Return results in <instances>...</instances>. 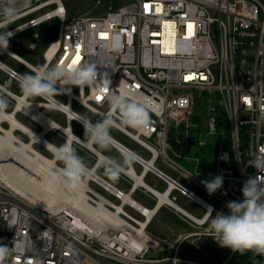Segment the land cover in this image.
Instances as JSON below:
<instances>
[{
    "label": "built area",
    "instance_id": "obj_1",
    "mask_svg": "<svg viewBox=\"0 0 264 264\" xmlns=\"http://www.w3.org/2000/svg\"><path fill=\"white\" fill-rule=\"evenodd\" d=\"M0 6L16 10L14 22L0 27V32L14 33L10 39L58 20V37L42 53L43 65L67 67L79 55L73 67L92 65L96 77L82 87L58 83L56 89L67 103L99 120L111 113V128L150 157L112 136L110 146L138 157L133 163L141 173L147 170L145 175H154L167 188L173 185L203 209L201 218L185 216L197 231L179 236L174 245L146 230L147 241L128 214L121 217L134 227H95L71 212L58 217L31 206L0 182V244L14 250L3 264H201L180 259L178 252L189 240L215 241L207 223L199 221L209 208L213 216L217 210L202 206L186 184L209 195L201 181L222 176V187L209 196L228 211V202L243 199L245 181L258 175L251 161L264 156V0H133L104 17L70 20L62 0H0ZM37 47L29 45L32 51ZM4 56L32 73L36 69L0 49V59ZM5 65L0 60V70L19 83L22 76ZM121 93L144 107L145 124H125L119 111L111 112V98ZM198 99L203 112L197 111ZM124 177L132 182L131 176ZM121 194L112 197L118 201ZM160 242L173 255L151 260L148 255L159 250ZM244 254L264 264V254ZM240 255L231 251L221 264Z\"/></svg>",
    "mask_w": 264,
    "mask_h": 264
},
{
    "label": "bare ground",
    "instance_id": "obj_2",
    "mask_svg": "<svg viewBox=\"0 0 264 264\" xmlns=\"http://www.w3.org/2000/svg\"><path fill=\"white\" fill-rule=\"evenodd\" d=\"M2 51L9 53L5 49H2ZM27 98L25 95L21 98L15 97L17 101L15 111L12 113L6 112L4 116L0 117V182L15 195L17 194L19 198L30 203L31 206L45 209L58 217L64 216L66 212H71L74 218L83 216L95 227H134L121 217L122 214H128L124 210L127 207L135 213H139L140 217L143 218L140 221L129 216L137 223V228L141 227L137 231L144 235L147 241L150 236H148L146 230L148 225L156 218V207H169L176 209L181 215L191 216L178 207L169 197L175 192L173 185L169 184L165 193L159 194L158 191L144 183L143 175L146 174L147 170L137 175L133 162L127 164L128 166L125 165L126 168L120 172L124 176H131L133 188L130 192L125 193L103 180L98 176L96 170L106 157L94 148V143L82 141L72 132L71 124L73 122L83 127L82 123L75 119V111L72 109V104H63L56 99L35 103L27 101ZM44 109L60 112L67 119L68 126L63 128L50 118H47L42 113ZM16 112H21L26 117H30L43 131L34 132L28 129L17 120L15 117ZM3 124L7 125V128H3ZM50 131H58L65 137L66 143L71 147L76 144L96 155L95 166L91 169L84 167V171L81 174L83 179L75 182L76 187H69L68 178L63 177V171L66 168L65 162L57 159L53 152L46 147V144H51L45 138ZM18 132L25 135L28 142L18 139L15 135ZM34 145L45 148L52 158L48 159V157L40 154L35 150ZM113 149L118 151L122 157L127 156V152L124 149ZM58 161L63 162L64 167H60L57 164ZM128 167H130L129 170L127 169ZM54 177L56 178L54 179ZM91 184L99 187L111 197H116V195L122 193L120 195L121 198L118 200L119 205L110 202L105 196L93 189ZM136 191H146L145 194L154 199L156 203L154 210H149L132 199V194ZM202 201L200 200L199 203L207 207L208 204ZM77 218L76 220H78ZM203 222L202 220L199 221L200 224H203Z\"/></svg>",
    "mask_w": 264,
    "mask_h": 264
},
{
    "label": "clouds",
    "instance_id": "obj_3",
    "mask_svg": "<svg viewBox=\"0 0 264 264\" xmlns=\"http://www.w3.org/2000/svg\"><path fill=\"white\" fill-rule=\"evenodd\" d=\"M0 27H6L14 22L16 10L10 6H0ZM14 35L13 32H0V49H7L9 39ZM96 77L95 67L84 65L80 67H52L47 65L39 66L33 73L24 74L19 80V86L27 97L51 98L59 94L56 85L62 87L74 85L82 87L91 84ZM8 100L4 95H0V117L6 114ZM111 112H120L121 121L125 124H145L147 113L144 107L134 101H130L127 95L121 93L115 95L110 101ZM82 123L85 136L89 141L98 144L101 149L108 148L114 143L109 135V129L115 126V121L111 113L105 115L102 120L93 123L87 117L78 118ZM53 155L66 164L63 177L68 178L69 187H76V181L84 171V165L76 155L74 149L69 144H64L59 148L51 144H46ZM138 159L133 155H127L123 164L110 158H104L101 163L108 170V174L115 178L124 170V165L130 164ZM257 169L258 175L250 176L244 183L241 191L243 199L241 201H230L226 205L228 212H217L212 215V209L205 212L204 222L208 223L212 238L220 247L229 248L233 252L243 255L251 251L255 254H264V156L257 157L251 161V165ZM192 175H189L190 177ZM56 177H54L55 179ZM202 185L206 188L209 195L215 193L222 187L223 177L216 176L211 180H202ZM12 251L6 245L0 244V264H3Z\"/></svg>",
    "mask_w": 264,
    "mask_h": 264
},
{
    "label": "rangeland",
    "instance_id": "obj_4",
    "mask_svg": "<svg viewBox=\"0 0 264 264\" xmlns=\"http://www.w3.org/2000/svg\"><path fill=\"white\" fill-rule=\"evenodd\" d=\"M133 0H62L64 6L67 8V19H75V18H96V17H104L108 12H116L118 9L129 5L132 3ZM58 31H59V21L58 20H52L50 22H47L46 24L40 26L38 29L34 31L27 32L25 34L19 35L17 37H14L13 39H10L8 41V48L10 52H12L14 55L18 56L19 58H22L25 62L32 65L35 68H38L39 66H42L44 64V60L42 57V53L50 45V43L55 42L58 37ZM37 34L39 36V39H36L34 36ZM36 44L38 45L37 50L32 51L29 49L30 44ZM3 63H5L8 67H11L18 71L20 75H24L27 73H32L28 71L25 67H23L21 64L15 62L11 58L5 56L0 59ZM0 84L5 85L6 88L13 91L15 94L21 96L23 94L20 86L15 83L14 81L10 80L5 74L0 72ZM59 94L55 95L53 98H55L60 103L66 104V97L59 91ZM6 97V96H5ZM30 102H43L38 97H31L29 98ZM13 106L8 102V107L5 110V112L10 113ZM72 109L81 115L82 117H87L90 119L93 123L99 121V119L92 115L90 112H88L86 109L81 107L80 105L73 103ZM197 111H204L203 107H200L199 99L197 101ZM42 113L47 117L50 118L52 121L57 123L59 126L65 128L66 127V120L65 117L60 114L57 111L53 110H42ZM18 121H20L22 124L26 125L29 128L34 129V132H40V128L36 127L35 124H32L26 117L18 115L17 116ZM65 126V127H64ZM3 128H7V125L3 124ZM72 132L75 134L76 137H78L82 141L89 140L88 137L85 136V130L83 127L79 126L76 122H73L72 125ZM18 139H20L23 142H28V139L22 135V133L18 132L15 134ZM109 135L121 142L126 147L132 149L133 151L137 152L138 155L149 159V154L143 149L140 148L139 145L128 139L126 136L122 135L118 131L114 130L113 128L109 129ZM46 140L49 141L52 145L59 148L60 146L64 145L66 143L65 137H63L58 131H53L50 134L45 136ZM95 148L102 153L103 155L107 156L108 158L112 160H116L123 164V161L120 159L119 155L117 154V151L112 149L110 146L106 149H101L98 144L94 143ZM35 150H37L40 154H42L45 157L52 158L51 154L44 150V148L40 147L39 145L34 146ZM76 155L80 158L83 165H86V167L90 168L93 166L94 159L96 158L93 154H91L88 150H86L83 147H79L78 145H74L73 148ZM211 156L214 155L211 152ZM57 164H59L60 167H64V163L61 161H58ZM158 167H161V163L157 164ZM136 171L139 172L140 167L138 165H135ZM125 167V165H124ZM98 175L104 178L105 180L109 181L110 184L117 187L118 189H122L121 183L115 181V178H113L111 175L108 174V171L105 168H101L98 171ZM117 175V179L122 181L124 179V176H120V178ZM83 179L82 175L78 178V180ZM211 180V179H207ZM148 185L153 186L157 185L159 190L164 189V185L154 179L152 176L147 177L145 181ZM91 187L95 189L98 193L105 196L109 201L118 204V201H116L113 197L108 194H106L103 190H101L99 187L95 186L94 184H91ZM193 191L200 196L201 198L205 199L206 201H209L215 206L220 209V212L223 211L227 213L228 211L220 206L218 202H216L214 199L206 196L203 192L193 189ZM137 202L143 205L144 207L148 209L154 208L155 201L153 198H151L148 194H144L141 191H137L134 194L133 197ZM179 200L176 201L177 205L183 209H185L187 212L195 215L197 218H201L203 215V210L199 208L197 205L193 204L186 198L179 197ZM138 203V204H139ZM130 216L133 218L142 221L143 218L138 215V213H135L129 208L124 209ZM158 217L160 218L159 223H155L156 219L153 221V223L147 228V233L151 235L152 237L158 238L159 240L163 239H169V241L172 244H176L178 242V235L185 236L191 233L196 232L197 230L187 226L184 222H182L178 217H176L172 210L170 208H163L159 214ZM205 228L208 227V223L205 226ZM231 249L229 248H222L219 246V244L215 241H213L211 238H204V239H194V242L186 241L182 244V246L179 249L178 257L182 260L186 261H192L197 262L201 264H221L227 261L231 254ZM173 255V250H169L166 248V244L163 242H160V248L157 251H152L149 253L148 258L152 259H164L169 258ZM239 259V256H236L234 258V261L231 264H236Z\"/></svg>",
    "mask_w": 264,
    "mask_h": 264
},
{
    "label": "crops",
    "instance_id": "obj_5",
    "mask_svg": "<svg viewBox=\"0 0 264 264\" xmlns=\"http://www.w3.org/2000/svg\"><path fill=\"white\" fill-rule=\"evenodd\" d=\"M7 50V49H6ZM9 51V50H8ZM10 52V51H9ZM11 54H13L12 52H10ZM14 55V54H13ZM5 57V56H4ZM5 66H7V65H5ZM8 67V66H7ZM8 68H10V69H12V70H14V71H16L15 69H13V68H11V67H8ZM29 71V70H28ZM0 72H2L3 74H5L10 80H12V81H14L15 83H17L18 85H19V83L17 82V81H15L14 79H11L8 75H7V73L6 72H3V71H1L0 70ZM17 73H18V71H17ZM19 74V73H18ZM20 75V74H19ZM22 76V75H21ZM0 95H4V96H6V98H7V100H8V102L10 103V104H12V106H13V108H12V110H11V112L10 113H12V112H14L15 111V108H16V101H15V97H23V95H24V93L21 95V96H19V95H17V94H15L13 91H11L10 89H8V88H6L5 87V85H2V84H0ZM29 98H31V97H28L27 99V101H29ZM30 102V101H29ZM36 103H39V102H36ZM46 110V109H45ZM60 113V112H59ZM61 114V113H60ZM18 115H21V116H24V117H26L24 114H22L21 112H16L15 113V117L17 118V116ZM65 117V116H64ZM32 124H35V126L36 127H38V128H40V132L41 131H43V129H41V127L37 124V123H35V121H33V120H31L30 119V117H26ZM18 120V119H17ZM66 120V127L68 126V123H67V119H65ZM72 125H73V123L71 124V129L73 128L72 127ZM79 125V124H78ZM26 126V125H25ZM80 126V125H79ZM27 127V126H26ZM65 127V126H64ZM28 129H30V130H33L34 131V129H32V128H29V127H27ZM73 130V129H72ZM51 132H53V131H50V133ZM49 132L46 134V135H48V134H50ZM23 135V134H22ZM25 136V135H24ZM78 138V137H77ZM66 141V140H65ZM87 141H89V140H87ZM66 144V143H65ZM75 145V144H74ZM74 145H72V148H73V146ZM35 146V145H34ZM111 147V146H110ZM94 148H95V146H94ZM112 148V147H111ZM96 149V148H95ZM113 149V148H112ZM44 150H45V148H44ZM97 150V149H96ZM89 151V150H88ZM98 151V150H97ZM99 152V151H98ZM91 153V152H90ZM100 153V152H99ZM91 154H93V153H91ZM100 154H102V153H100ZM117 154L119 155V157H120V159L122 160V161H124V158L118 153V151H117ZM94 155V154H93ZM103 155V154H102ZM95 157H96V155H94ZM103 156H105V155H103ZM106 158H108L107 156H105ZM95 162H96V158L94 159V163H93V166H91L90 168H88V167H86V165H84V167H86V168H88V169H91V168H93L94 166H95ZM101 168H105L106 170H107V168L103 165V164H100L98 167H97V170H96V173L98 174V171L101 169ZM124 168H126V167H124ZM136 168V167H135ZM108 171V170H107ZM135 172H136V174L137 175H139L140 173H141V169L139 170V172H137L136 171V169H135ZM118 175H121L122 176V174H118ZM99 176V175H98ZM149 176H152L154 179H156L157 181H159L160 183H162L165 187H164V189L163 190H159L158 189V186L155 184V185H153V186H150V185H148L145 181H146V179H147V177H149ZM99 177H101V176H99ZM102 178V177H101ZM103 180H105L104 178H102ZM105 181H107V180H105ZM115 181H117V182H119V183H121V188L122 189H120V190H122V191H124L125 193H128V192H130L131 191V189L133 188V182H131V181H128L125 177H124V179L122 180V181H120V180H118L117 179V177H115ZM107 182H109V181H107ZM144 183L148 186V187H150V188H152V189H154V190H156V191H160V192H163V191H165L166 189H167V185L164 183V182H162V181H160L159 179H157L154 175H152V174H147V175H145V177H144ZM110 184V183H109ZM112 185V184H111ZM186 186L187 187H189L190 189H191V191L193 192V193H195L194 191H193V189H197L196 187H191V186H189L188 184H186ZM197 190H199V189H197ZM199 191H201V190H199ZM137 192V191H136ZM136 192H134L133 194H132V199L133 200H135L133 197H134V194L136 193ZM142 192V191H141ZM201 192H203V191H201ZM142 193H144V192H142ZM204 193V192H203ZM145 194V193H144ZM196 194V193H195ZM206 196H208V197H210L208 194H206V193H204ZM172 196L173 197H175L177 200H179L178 198L179 197H182V198H184V196H182V195H180L178 192H173L172 193ZM200 197V196H199ZM186 198V197H185ZM184 198V199H185ZM201 198V197H200ZM210 198H212V197H210ZM187 200H189L190 202H192L190 199H188V198H186ZM213 199V198H212ZM176 200V201H177ZM201 200H203L202 202H205V203H208V204H211V205H213V206H215V204H213V203H211V202H209V201H206L205 199H203V198H201ZM215 200V199H214ZM136 201V200H135ZM216 201V200H215ZM137 202V201H136ZM217 202V201H216ZM137 203H139V202H137ZM176 203V202H175ZM193 203V202H192ZM140 204V203H139ZM194 204V203H193ZM141 205V204H140ZM176 205H177V203H176ZM143 206V205H142ZM178 206V205H177ZM220 206L222 207V205L220 204ZM144 207V206H143ZM156 207V203L154 204V208ZM179 207V206H178ZM199 207V206H198ZM146 208V207H145ZM154 208H152V209H149V210H154ZM164 207H162V208H160V207H156V209H157V212H156V221H155V223H159V220H160V218L158 217V214H159V212L163 209ZM166 208V207H165ZM167 208H169V207H167ZM181 208V207H180ZM199 208H201V207H199ZM224 208V207H223ZM148 209V208H147ZM155 209V210H156ZM183 211H185L187 214H189V215H193V214H191V213H189V212H187L185 209H183V208H181ZM215 209L217 210V212H220V209H218L216 206H215ZM225 209V208H224ZM170 210H172V212H173V214L176 216V217H178L182 222H184L187 226H189V227H191L190 226V224L188 223V221L185 219V216L184 215H181V214H179V213H176L175 211H174V209H172V208H170ZM201 210H203L202 208H201ZM216 212V213H217ZM195 216V215H194ZM153 223V222H152ZM151 223V224H152ZM151 224H149L148 225V227L151 225ZM179 236H181V235H178V237ZM155 238V237H154ZM155 239H158V238H155ZM159 240V239H158ZM163 240H167V239H163ZM169 240V239H168ZM167 240V241H168Z\"/></svg>",
    "mask_w": 264,
    "mask_h": 264
},
{
    "label": "trees",
    "instance_id": "obj_6",
    "mask_svg": "<svg viewBox=\"0 0 264 264\" xmlns=\"http://www.w3.org/2000/svg\"><path fill=\"white\" fill-rule=\"evenodd\" d=\"M234 260H232L229 264H231ZM239 262L236 264H258L257 259L252 254H243L239 256Z\"/></svg>",
    "mask_w": 264,
    "mask_h": 264
},
{
    "label": "snow or ice",
    "instance_id": "obj_7",
    "mask_svg": "<svg viewBox=\"0 0 264 264\" xmlns=\"http://www.w3.org/2000/svg\"><path fill=\"white\" fill-rule=\"evenodd\" d=\"M145 7H147V6H145ZM101 35H102V38H104L103 34H101ZM79 61H80V57H79V55H77L76 59L72 60V63L70 65H68L69 68L70 69L73 68V65H77Z\"/></svg>",
    "mask_w": 264,
    "mask_h": 264
}]
</instances>
